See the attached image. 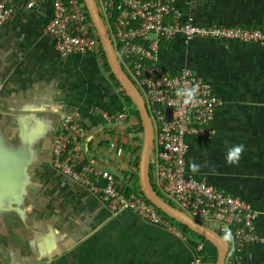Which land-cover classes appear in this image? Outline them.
<instances>
[{
    "label": "crops",
    "instance_id": "1",
    "mask_svg": "<svg viewBox=\"0 0 264 264\" xmlns=\"http://www.w3.org/2000/svg\"><path fill=\"white\" fill-rule=\"evenodd\" d=\"M175 5L182 18L200 25L264 28V0ZM48 12L45 3L26 9L24 0H14L11 17L0 25L1 264H188L200 242L193 234L177 238L126 210L110 215L95 194L51 167V139L60 118L71 115L95 127L85 139L87 160L112 172L120 186H132L141 131L132 115L122 126L99 130L92 107L129 112L130 106L104 56L54 50L44 30ZM157 59L172 71L191 69L222 102L214 136L187 138V173L249 203L264 227V47L176 37ZM237 144L245 146L239 164L228 165L226 151ZM192 162L203 165L198 173L191 172ZM251 252L264 264V250Z\"/></svg>",
    "mask_w": 264,
    "mask_h": 264
},
{
    "label": "built area",
    "instance_id": "2",
    "mask_svg": "<svg viewBox=\"0 0 264 264\" xmlns=\"http://www.w3.org/2000/svg\"><path fill=\"white\" fill-rule=\"evenodd\" d=\"M24 3L26 9L43 3L48 5L44 30L52 36L54 50L59 55L101 54L81 0H24ZM93 3L113 54L141 96L151 123L148 178L153 190L219 236L222 237L225 225L231 229L234 244H226L222 264H259L250 257L253 249L264 250V227L257 222L261 214L257 215L259 212L243 199L186 171L187 138L214 136L213 118L222 102L210 85L191 69L182 67L172 71L160 65L157 52L176 37L185 43L215 40L264 47V28L200 25L190 18H182L175 0H93ZM13 11L14 0H0V25ZM185 85L198 86L196 106H183L176 96L177 89ZM91 109L101 118L98 126L102 133L122 126L128 117L125 107L116 112L96 106ZM94 130L95 127L86 128L71 115L62 116L51 139V167L95 194L110 215L126 210L183 239L184 233L175 221L151 205L140 190L120 186L112 172L87 160L85 139ZM203 250L202 241L197 242L188 264H211L212 260Z\"/></svg>",
    "mask_w": 264,
    "mask_h": 264
},
{
    "label": "water",
    "instance_id": "3",
    "mask_svg": "<svg viewBox=\"0 0 264 264\" xmlns=\"http://www.w3.org/2000/svg\"><path fill=\"white\" fill-rule=\"evenodd\" d=\"M81 2L83 3L89 22L95 31L110 74L115 79L124 96L128 98L129 102L134 107L138 116L141 128V145L137 158L136 178L137 185L142 196L158 211L171 218L173 221L181 224L186 229L200 236L212 245L215 251L213 264H222L223 256L226 251V244L221 240V236L208 227L199 224L184 215L182 212L160 198L153 190L148 178V164L152 147V127L144 107L143 100L132 82L118 64L93 0H81ZM165 113L168 112L166 111Z\"/></svg>",
    "mask_w": 264,
    "mask_h": 264
},
{
    "label": "clouds",
    "instance_id": "4",
    "mask_svg": "<svg viewBox=\"0 0 264 264\" xmlns=\"http://www.w3.org/2000/svg\"><path fill=\"white\" fill-rule=\"evenodd\" d=\"M198 93H199L198 86L185 85L177 89L176 96L179 98L180 103L183 106H196L198 103ZM244 147L245 146L243 144H237L229 147L226 151L225 162L228 165H233V166L239 164L241 156L244 152ZM201 167H203V165H200L196 162H192L190 164V170L193 174L198 173ZM259 214L260 213H257V215ZM221 240L225 244H234V237L232 231L227 225L224 226Z\"/></svg>",
    "mask_w": 264,
    "mask_h": 264
},
{
    "label": "trees",
    "instance_id": "5",
    "mask_svg": "<svg viewBox=\"0 0 264 264\" xmlns=\"http://www.w3.org/2000/svg\"><path fill=\"white\" fill-rule=\"evenodd\" d=\"M86 19H87V21L89 22L87 16H86ZM238 26L245 27V28H256V26H253V27H250V26H243V25H238ZM99 50H100L101 56H103V52H102L101 48H100ZM104 65H105V68L108 70V67H107L106 63H104ZM109 76H110V78L113 80V82L115 83V85H117V83H116L115 79L113 78V76H112L111 74H110ZM117 86H118V85H117ZM121 93H122V96H123L122 98H123L124 103H125L127 106H132L131 103L129 102L128 98L124 96V94H123L122 91H121ZM132 107H133V106H132ZM129 109H130L129 112H127L128 115H132V116H134V117L136 118V121H137L136 127L138 128L139 131H141L140 124H139V120H138V116H137V113H136L134 107H133V110H131V108H129ZM104 110H106V109H104ZM106 111L111 112V111H109V110H106ZM137 158H138V156L136 155L135 158H134V161H133V163H132L133 166L135 167V172L129 174V175H131V176H129V182L132 181V184H133V185H132V189L138 192V191H139V187H138V185H137V178H136ZM196 178H200V177H196ZM209 184H210V183H209ZM155 192H156V194H157L160 198H162L163 200H165L168 204L172 205V203H171L170 201H168L167 199H165V198H164L159 192H157V191H155ZM172 221H173V220H172ZM175 223H176V225L182 230L183 233H191V234H194L193 232L189 231L188 229H186V228H185L184 226H182L181 224H179V223H177V222H175ZM201 239H202V238H201ZM202 242H203V246H204L203 253H204V255H205L206 257H208V258H210V259L212 260V263H211V264H213V262H214V258H215V251H214V248H213L212 245H210V244H209L207 241H205L204 239H202Z\"/></svg>",
    "mask_w": 264,
    "mask_h": 264
},
{
    "label": "rangeland",
    "instance_id": "6",
    "mask_svg": "<svg viewBox=\"0 0 264 264\" xmlns=\"http://www.w3.org/2000/svg\"><path fill=\"white\" fill-rule=\"evenodd\" d=\"M130 108H131V110H133V107L132 106H130ZM186 234H188V233H186ZM190 235H192L191 233H189ZM188 234V235H189ZM192 236H195V237H197V239L199 240V241H202V239H201V237H199L198 235H196V234H193ZM203 243V242H202Z\"/></svg>",
    "mask_w": 264,
    "mask_h": 264
}]
</instances>
